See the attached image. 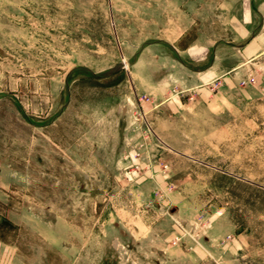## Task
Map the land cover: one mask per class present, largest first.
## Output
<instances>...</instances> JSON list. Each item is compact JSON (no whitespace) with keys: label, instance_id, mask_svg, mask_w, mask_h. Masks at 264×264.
Instances as JSON below:
<instances>
[{"label":"rangeland","instance_id":"obj_1","mask_svg":"<svg viewBox=\"0 0 264 264\" xmlns=\"http://www.w3.org/2000/svg\"><path fill=\"white\" fill-rule=\"evenodd\" d=\"M0 264H264V0H0Z\"/></svg>","mask_w":264,"mask_h":264}]
</instances>
